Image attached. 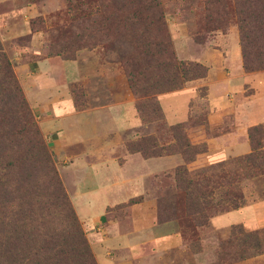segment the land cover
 <instances>
[{
  "label": "rangeland",
  "instance_id": "obj_1",
  "mask_svg": "<svg viewBox=\"0 0 264 264\" xmlns=\"http://www.w3.org/2000/svg\"><path fill=\"white\" fill-rule=\"evenodd\" d=\"M160 2L176 59L206 69L204 77L186 81L176 90L137 96L118 53L105 41L75 49L74 34L97 13L96 6L85 0H0V42L97 264H120L111 257L122 259V249L110 250L105 255L109 261L95 255L94 249L114 233L143 229L150 216L156 218V234L176 231L181 238L180 246L159 254L161 263L264 264V132L249 135L251 127L259 125L264 131V126L251 125L245 134H233L242 123L243 111L264 108V69L243 68L234 13H228L221 28L202 29L207 15L220 18V2ZM67 39L72 43L68 48L63 46ZM148 99L157 102L159 111H152ZM139 102L144 103L143 113ZM102 106L104 116L93 113ZM261 111L250 118L264 119ZM123 120L127 123L119 125ZM177 123L191 143L205 144V151L188 166L190 177L218 175L214 202L226 205L227 193L236 189L243 196L239 207L243 209L217 212L207 225L194 230L179 217L174 173L187 163L174 152L171 126ZM244 135L250 151L234 154L233 144ZM144 148L162 155L144 157L140 151ZM127 153L143 159L172 155V159L155 163L158 171L153 174L150 165L129 159L125 168L134 183L99 195L93 187L107 184L106 171L112 172L115 162L123 163ZM104 161L109 169L101 166L95 175L93 165ZM221 174L226 176L220 178ZM142 186L143 194L134 189ZM103 197L128 198L103 208L100 218L97 209ZM249 204L256 208L245 207ZM218 215L221 219L216 221ZM247 232H257V237L248 238L258 240L257 248L243 249ZM245 252L250 255L242 257Z\"/></svg>",
  "mask_w": 264,
  "mask_h": 264
},
{
  "label": "trees",
  "instance_id": "obj_2",
  "mask_svg": "<svg viewBox=\"0 0 264 264\" xmlns=\"http://www.w3.org/2000/svg\"><path fill=\"white\" fill-rule=\"evenodd\" d=\"M85 1L95 5L97 13L86 18L85 26L74 34L75 49L105 41L118 53L133 94L144 97L176 90L184 82L206 75L201 64L176 59L160 0ZM216 1L222 4L220 18L207 15L202 29L221 28L228 13H234L243 68L263 70L264 0ZM68 45H72L70 39L63 46ZM147 102L152 111H159L155 100ZM137 107L143 113L144 103ZM171 129L174 152L187 163V167L177 166L174 173L178 215L187 221V227L194 230L207 225L217 212L239 208L243 196L236 189L227 193L226 205L214 202L218 175L190 177L188 166L205 151V144L191 143L180 123ZM250 131L264 132L259 125L251 127L249 135ZM140 151L144 157L162 155L149 154L145 148ZM250 236L257 237V232L246 233L243 249L258 247V240L251 241ZM246 253L242 257L250 255ZM0 264H97L1 42Z\"/></svg>",
  "mask_w": 264,
  "mask_h": 264
},
{
  "label": "crops",
  "instance_id": "obj_3",
  "mask_svg": "<svg viewBox=\"0 0 264 264\" xmlns=\"http://www.w3.org/2000/svg\"><path fill=\"white\" fill-rule=\"evenodd\" d=\"M248 104H245V107ZM105 106L100 107L99 110H96L95 112H93L94 114H98V116L102 115L104 116L103 110H101V108L103 109ZM262 110V111H261ZM261 111V115L264 118V108H259L258 110H255L253 112H244L243 111V119H242V123H238L237 129L234 131L233 134H235L236 132L240 133L243 132V134H245L247 132V128L250 127L251 125H256V124H262L264 126V119H261L259 121H255L253 119H251L250 117L253 116V113H258ZM92 114V113H91ZM101 117V116H100ZM261 117V118H262ZM117 121V120H116ZM126 122V120H125ZM124 120L123 121H119V125L122 123H125ZM137 122V120H136ZM127 123V122H126ZM105 124V123H103ZM102 128H105V125L102 126ZM246 136L244 135V138L240 141H237V143L233 144L232 148H231V152H233L234 154H237L240 151L243 152H248L250 151L248 142L246 141ZM98 142L100 140V138H96ZM136 153H127L126 156V160H124L123 163H118L115 162V165L113 167V171L110 172V170H108L109 168H107V163L101 162L98 164H94L93 165V169H94V174H98L97 173V169H101V166H106L105 171L107 172V174L110 176L109 179H107L106 183L107 184H103L104 186H98L95 185V187H93V190L95 192H99L98 194L101 196L104 195H108V191L114 189L115 187H127L129 188L134 182H132L133 178H130V175H127V168H125V165H127L129 163V159H138L139 160V164L140 165H146V167H149V171L150 174H153L154 171H158V169L156 168L158 162L160 160L163 161H168L170 159H172V155H168V156H164V157H150V158H139L138 156H136ZM125 156V154H124ZM157 163V164H155ZM156 166V167H155ZM109 167V166H108ZM111 173L113 176H111ZM149 173V172H148ZM140 176H143L140 175ZM135 180V179H134ZM115 186V187H114ZM141 187H136L134 189H139L142 193L143 191V186ZM129 190V189H128ZM127 191V190H126ZM136 191V190H135ZM141 193L139 194H134L132 196L129 197H133L136 195H141ZM128 194V193H125ZM143 194V193H142ZM129 195V194H128ZM97 197V196H96ZM95 197V198H96ZM104 199L101 200V202L99 203L100 208L97 209L98 213H100L98 216L101 218L104 214L103 212L101 213L100 211L107 207V206H111L112 204L118 203V202H123V201H127L126 199L128 198H123L122 200H116L114 197H112L111 199H105L106 197H103ZM255 204H249L248 206L245 207H249L252 206L254 209L256 208L254 206ZM243 209L238 208V209H234L233 211H237ZM254 211V210H253ZM231 212V211H229ZM226 212V213H229ZM156 218H154L153 216H150L149 218H147V225H145V227L143 229H137L136 232L132 233V232H128V233H114V235L111 238H103L102 239V243H99L98 246L94 249L95 255H100L101 258H104L105 255L110 254L109 251H116V250H120L123 251V255H122V259L119 255L117 256H112V260L113 261H117L120 264H169V263H161V259L159 258V254L162 253L163 250H167V249H175L176 247L181 245V238L179 236V234H177L176 231H168L166 233L163 234H159L157 231V234L155 233L154 227L156 226L157 222H154ZM216 221H218L219 219H221V216H216L215 217ZM212 221H214V218L212 219ZM214 223V222H213ZM157 227H159V224L157 225ZM113 247H116L118 249H113ZM117 253V252H116ZM99 259V257H97ZM105 259L107 261H109V258L107 259V257H105ZM100 260V259H99ZM169 261H171L172 259L169 258ZM108 264V262H107ZM118 264V263H117Z\"/></svg>",
  "mask_w": 264,
  "mask_h": 264
}]
</instances>
